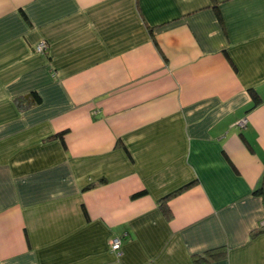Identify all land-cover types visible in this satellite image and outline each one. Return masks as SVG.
Returning <instances> with one entry per match:
<instances>
[{
    "label": "crops",
    "instance_id": "1",
    "mask_svg": "<svg viewBox=\"0 0 264 264\" xmlns=\"http://www.w3.org/2000/svg\"><path fill=\"white\" fill-rule=\"evenodd\" d=\"M263 184L264 0H0V264H264Z\"/></svg>",
    "mask_w": 264,
    "mask_h": 264
},
{
    "label": "trees",
    "instance_id": "2",
    "mask_svg": "<svg viewBox=\"0 0 264 264\" xmlns=\"http://www.w3.org/2000/svg\"><path fill=\"white\" fill-rule=\"evenodd\" d=\"M47 52V51H46ZM254 94V93H253ZM41 102V98L40 96L33 92L32 94L24 97V98H20L16 101V104L17 106L21 109V110H24L26 108H29V107H32L33 105H37ZM190 186H192V183L191 184H188L185 188L183 189H186V188H189ZM93 186H90L86 189H91ZM257 194H260L264 197V184L262 186L261 189H259L257 192ZM174 194L170 195V196H167L165 199L162 200V207L165 211H168L166 209V201L167 199H169V197H172ZM262 231H258V232H255L252 234V237H256L259 233H261ZM222 256V253L220 252V250H213V251H210V252H207L205 256H197L195 257V263L197 264H201L203 262H207V261H210V260H215V259H218Z\"/></svg>",
    "mask_w": 264,
    "mask_h": 264
},
{
    "label": "built area",
    "instance_id": "3",
    "mask_svg": "<svg viewBox=\"0 0 264 264\" xmlns=\"http://www.w3.org/2000/svg\"><path fill=\"white\" fill-rule=\"evenodd\" d=\"M48 50V43L43 42L37 48V51L40 53H45ZM111 251L117 254L118 256L122 255V241L120 238H115L110 243Z\"/></svg>",
    "mask_w": 264,
    "mask_h": 264
},
{
    "label": "rangeland",
    "instance_id": "4",
    "mask_svg": "<svg viewBox=\"0 0 264 264\" xmlns=\"http://www.w3.org/2000/svg\"><path fill=\"white\" fill-rule=\"evenodd\" d=\"M43 43V42H42ZM41 44H39L37 47H36V50H37V48L40 46ZM38 52V51H37ZM38 53H40V52H38ZM245 123H243V124H241V125H244Z\"/></svg>",
    "mask_w": 264,
    "mask_h": 264
}]
</instances>
